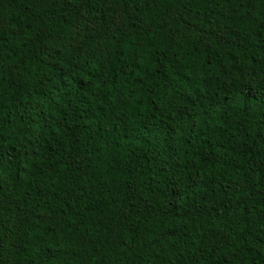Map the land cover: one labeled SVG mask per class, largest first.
<instances>
[{"label": "trees", "instance_id": "trees-1", "mask_svg": "<svg viewBox=\"0 0 264 264\" xmlns=\"http://www.w3.org/2000/svg\"><path fill=\"white\" fill-rule=\"evenodd\" d=\"M0 264H264V0H0Z\"/></svg>", "mask_w": 264, "mask_h": 264}]
</instances>
